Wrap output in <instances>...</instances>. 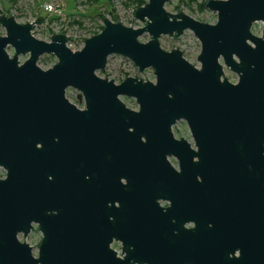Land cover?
<instances>
[{"label":"water","instance_id":"water-1","mask_svg":"<svg viewBox=\"0 0 264 264\" xmlns=\"http://www.w3.org/2000/svg\"><path fill=\"white\" fill-rule=\"evenodd\" d=\"M168 1L148 0L134 8L131 16L142 27L102 18L101 31L76 51L67 47L64 30L51 34L48 42L36 39L32 31L40 17L18 24L12 16L0 15L5 31L0 36V168L5 172L0 178V264H94L50 260L44 239L35 258L25 241L32 222L43 231L44 208L74 206L67 185L43 184L45 156L57 153L51 140L59 135L66 141V155L73 153L74 132L80 129L75 121L94 114L108 115L118 125L126 120L124 126L133 130L130 147L140 143V136L152 143L165 136L167 153L177 158L183 174L197 159L194 173L209 174L211 239L228 223L264 224V203L254 209L255 202L264 200V0H204L202 6L216 14L215 22L180 9L167 11ZM185 31L199 42L198 67L177 47L165 51L159 45L161 36L177 40ZM145 33L149 39L140 42ZM19 55L28 57L20 63ZM42 55L54 56L56 63L39 68ZM112 55L126 58L139 73L152 69L154 81L137 73L121 81L97 73ZM224 68L236 75L234 83L225 78ZM69 88L83 97V111L66 99ZM121 97L134 99L137 109L126 107ZM179 121L185 122L194 150L183 139H171V128ZM237 187L243 196L241 218L232 219L223 200ZM116 237L122 257L108 248V237L97 253L104 260L96 264H140L136 237ZM242 264H264V256Z\"/></svg>","mask_w":264,"mask_h":264},{"label":"flooded vegetation","instance_id":"flooded-vegetation-1","mask_svg":"<svg viewBox=\"0 0 264 264\" xmlns=\"http://www.w3.org/2000/svg\"><path fill=\"white\" fill-rule=\"evenodd\" d=\"M74 91L66 89L65 97L83 111L84 99L79 92L70 98ZM75 122L80 129L74 132L73 153L67 156L64 152L63 136L52 138L58 150L55 155L45 156L41 176L47 187L67 185L74 206L44 208L40 215L42 232L37 223H31L25 241L35 239L27 242L33 257H38L44 239L50 260L96 264L104 260V255L97 253L109 237L108 248L121 258L118 235L123 240L136 237L140 264H242L263 258L264 224L228 223L211 239L209 174L194 173L196 158L183 174L177 158L167 153L170 145L165 136L154 143L140 136V143L130 147L133 130L124 126L126 120L118 125L119 121L114 122L108 115L94 114L89 120ZM174 126L171 139H183L194 150L188 129L181 135ZM82 131L87 135L82 136ZM46 146L52 147L50 143ZM35 166L33 161L31 167ZM240 190L237 187L233 196L223 200L225 209L233 213L232 219L241 218ZM263 203V199L258 200L254 209L258 211ZM195 218L201 222L196 224Z\"/></svg>","mask_w":264,"mask_h":264},{"label":"rangeland","instance_id":"rangeland-1","mask_svg":"<svg viewBox=\"0 0 264 264\" xmlns=\"http://www.w3.org/2000/svg\"><path fill=\"white\" fill-rule=\"evenodd\" d=\"M204 0H169L166 3L167 11L180 9L195 17L215 22L216 14L205 9L202 5ZM51 4L57 8V12L46 10L45 6ZM134 8L130 4V0H0V15L7 17L12 16L18 24H26L42 18L40 25H37L32 35L41 41L48 42L51 34L65 31L68 36V43L72 47H78L80 42L95 35L94 33L102 27V18L111 21H118L132 28L142 27L143 24L135 21L132 16ZM5 31L0 26V36H4ZM149 39L145 33L139 37L140 42H146ZM159 45L165 51L176 49L182 52L183 58L189 63L199 64L196 57L200 51L199 42L195 39L191 32L185 31L177 39L174 40L169 36H161ZM9 56L13 55V50L7 47ZM28 55H19L18 61L22 63ZM56 63V59L52 55H42L37 61V66L43 70L52 67ZM224 76L228 81L234 83L237 77L230 70L224 68ZM109 75L117 80H123L126 77L137 73L150 77L154 81L152 69H146L142 73L126 58L112 55L108 57L104 70L97 72ZM76 91L70 93V98H74ZM123 103L130 109L136 110L137 104L132 98H122ZM174 131L178 134H186V124L179 121L174 126ZM0 173H4L0 169ZM19 240L24 239L19 236ZM33 242L32 238L27 242Z\"/></svg>","mask_w":264,"mask_h":264},{"label":"built area","instance_id":"built-area-1","mask_svg":"<svg viewBox=\"0 0 264 264\" xmlns=\"http://www.w3.org/2000/svg\"><path fill=\"white\" fill-rule=\"evenodd\" d=\"M45 8H46V10H48V11H55V12H57L58 10H57V8H54L51 4H48V5H46L45 6ZM100 31H97V33H99ZM67 35V34H66ZM68 37V36H67ZM69 41V40H68ZM83 43L84 42H80V45L78 46V47H72L68 42H67V47L69 48V49H71L72 51H76V50H80L81 48H82V46H83ZM4 177V173H0V178H3Z\"/></svg>","mask_w":264,"mask_h":264},{"label":"trees","instance_id":"trees-1","mask_svg":"<svg viewBox=\"0 0 264 264\" xmlns=\"http://www.w3.org/2000/svg\"><path fill=\"white\" fill-rule=\"evenodd\" d=\"M147 1L148 0H130V4L132 5L133 8H137L144 5ZM101 29L102 27H100L98 31H101ZM94 34H97V32H95Z\"/></svg>","mask_w":264,"mask_h":264}]
</instances>
